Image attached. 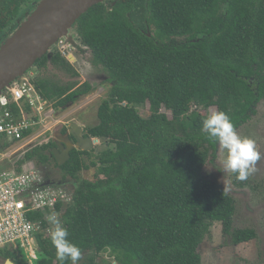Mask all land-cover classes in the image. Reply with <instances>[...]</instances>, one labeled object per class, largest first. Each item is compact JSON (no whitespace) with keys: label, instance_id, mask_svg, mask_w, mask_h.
<instances>
[{"label":"trees","instance_id":"16d2710c","mask_svg":"<svg viewBox=\"0 0 264 264\" xmlns=\"http://www.w3.org/2000/svg\"><path fill=\"white\" fill-rule=\"evenodd\" d=\"M39 1L0 0V45ZM108 2L92 6L74 29L89 49L82 52L112 82L98 109L99 123L88 128L110 145L90 164L84 156L94 151L81 149L56 163L47 153L53 141L25 154L40 165L54 161L75 179L73 201L61 220L81 248L78 264H99L105 251L118 264H202L199 246L217 222L234 244L254 239V229L234 228V197L203 172L217 157L218 143L202 132L208 114L199 109L227 112L236 128L257 114L264 100V0H151L148 30L135 22L137 3ZM49 63L79 75L56 48L36 65L44 69ZM34 82L56 110L95 88L86 81L76 88L75 82L48 78ZM145 104L147 116L138 110ZM13 109L20 112L17 105ZM90 165L95 178L81 179ZM38 240L42 256L34 264H60L50 234Z\"/></svg>","mask_w":264,"mask_h":264},{"label":"rangeland","instance_id":"374dc122","mask_svg":"<svg viewBox=\"0 0 264 264\" xmlns=\"http://www.w3.org/2000/svg\"><path fill=\"white\" fill-rule=\"evenodd\" d=\"M81 46V48L85 47L82 43ZM72 55L77 58V61H74L72 57H70V60L75 69L78 70L79 76L67 74L61 68L49 63L47 68L36 70L40 76L39 78L56 80L62 85L75 82L76 86L86 81L96 83L95 88L88 94L81 95L74 102L66 104L64 109L53 110L46 107L45 112H41L42 120L34 126L33 133L23 138L16 147L12 148L11 157L0 162V168L1 165L7 167V163H13L16 158L23 156L27 151L49 140H55L57 135L60 134L61 128L71 121L81 125L84 132L90 126L99 123L98 109L102 101L107 98L112 82L102 66H95L91 62V55L87 53L84 56L83 52L80 51H73ZM75 85L74 87H76ZM37 107H40V105L37 104ZM23 108H26V106L23 105ZM138 110L143 116L149 115V104L139 106ZM199 111L203 114H210V112L216 111V107L212 106L207 110L201 108ZM167 114L172 117L171 112L168 111ZM237 130L242 136L252 137L262 153V157H264V100L259 104L257 114L246 124L238 127ZM109 145L103 139L95 142L92 149L94 151L93 156H84L86 162L90 164L96 154ZM216 156L215 159H212L211 156V160L207 161L203 168L204 174L209 180L214 181L234 197L236 202L234 228H252L256 231L257 237L247 242L234 244L232 238L224 234L222 223H214L210 233L205 236L199 246L202 264H264V158L257 162L256 171L247 179L248 184L239 186L234 181V174L224 171L226 150L218 145ZM38 168H40L43 175L48 173L56 181L63 180L62 172L54 163L40 165ZM95 173L96 169L90 165L88 169L79 173V177L81 179H94ZM65 184L68 187H73V184L67 179ZM20 251L24 257L28 258V253L24 248H20ZM38 253L39 256H42L41 252ZM97 261L99 264H118L110 251L100 253Z\"/></svg>","mask_w":264,"mask_h":264},{"label":"built area","instance_id":"2783aa9c","mask_svg":"<svg viewBox=\"0 0 264 264\" xmlns=\"http://www.w3.org/2000/svg\"><path fill=\"white\" fill-rule=\"evenodd\" d=\"M64 39L60 38L58 43L63 44ZM66 49L65 45L61 51ZM14 105L20 112L15 113ZM23 105L26 108L22 109ZM28 106L33 110H28ZM46 107L47 101L37 93L29 75L17 79L11 89L3 90L0 94V162L11 157L12 148L25 138L27 130L39 123L35 116H41ZM16 162L19 163V158L0 168V249L24 248L28 258L34 260L40 249L39 234L51 233L47 216L55 212L61 218L64 207L73 201V188L63 183H47L45 175L32 162L29 167L27 163L18 167ZM59 202H62L61 210H57ZM38 211L43 217L33 216Z\"/></svg>","mask_w":264,"mask_h":264},{"label":"water","instance_id":"95a60500","mask_svg":"<svg viewBox=\"0 0 264 264\" xmlns=\"http://www.w3.org/2000/svg\"><path fill=\"white\" fill-rule=\"evenodd\" d=\"M105 1L40 0L0 45V94L4 89H11L17 79L34 69L36 62L49 54L60 38L68 36V41L75 44L73 36L70 35L75 22L92 6ZM70 57L76 60L75 57ZM70 126V134L77 139L79 149L91 151L95 142L100 140L83 136V128L76 122H72ZM62 139L64 142L53 148L59 164H63L70 157V151L75 147L66 136H62ZM7 264L14 262L8 260Z\"/></svg>","mask_w":264,"mask_h":264},{"label":"clouds","instance_id":"9594fccd","mask_svg":"<svg viewBox=\"0 0 264 264\" xmlns=\"http://www.w3.org/2000/svg\"><path fill=\"white\" fill-rule=\"evenodd\" d=\"M35 70V68L31 69L24 76L26 77L29 75L34 84V81L40 77L39 75L37 78L34 76L32 72ZM47 107L52 108L49 106L48 102ZM36 119L42 120V116L39 115ZM201 130L206 133L209 138L218 143L222 149L226 150L224 171L234 174L237 180L243 181L248 179L249 176L256 171L257 162L264 158L257 147L256 141L250 136H242L237 130L230 115L225 111L210 112V114L203 119ZM62 181L60 183H63ZM70 188H73L72 190L74 192L75 187ZM47 221L51 225V243L56 249V259L60 261V264H65L68 260L71 261V264H78L82 257V251L77 244L69 239V231L67 227L64 226V222L55 212L47 216ZM38 252H40V249ZM37 256L38 257L34 260L28 259L30 262H35L40 257L39 253H37Z\"/></svg>","mask_w":264,"mask_h":264},{"label":"flooded vegetation","instance_id":"af4514ba","mask_svg":"<svg viewBox=\"0 0 264 264\" xmlns=\"http://www.w3.org/2000/svg\"><path fill=\"white\" fill-rule=\"evenodd\" d=\"M109 1V0H108ZM108 1H105L106 2V4L107 3H109ZM128 2H133V3H137L138 4V6H137V8L135 9V14L137 15V17H136V19H135V22L136 23H139V25L143 28V30H148V29H151L152 28V23H150L149 21V19L147 18V13H148V11H149V3H150V1L151 0H127ZM114 2V1H113ZM115 3V2H114ZM113 3V4H114ZM70 35H72L73 36V39H74V41H75V44L74 43H72V42H70V41H68L69 39V37L67 36V37H65V39H64V42H63V44H56L52 49H57L58 51H60L61 53H62V55L64 56V57H66L70 62H71V60H70V56H73L72 54H73V51H76V52H82V49L83 48H81L82 46H81V40H80V38H79V35L77 34V32L75 31V29H74V27L72 28V30H71V32H70ZM69 35V36H70ZM186 36V35H185ZM67 46L68 47V49H66L65 50V52H62L61 51V49L63 48V46ZM82 45H84L83 43H82ZM70 46V47H69ZM85 46V45H84ZM86 50H87V47L85 46L84 47ZM52 49H51V52H52ZM87 54V52H83V55L85 56ZM74 57V56H73ZM76 61H77V58H76ZM72 63V62H71ZM73 64V63H72ZM35 69L36 70H38V67H37V65H36V67H35ZM33 71L32 73L34 74V76L37 78V76L39 75L38 74V72L37 71ZM78 71V70H77ZM66 72V71H65ZM79 73V72H78ZM67 74H70V73H68L67 72ZM79 76V75H78ZM72 77V76H71ZM108 77V76H107ZM109 78V77H108ZM84 83V82H83ZM82 84V83H81ZM94 84H96V83H93V86L95 87V85ZM77 86H79V85H77ZM76 86V87H77ZM75 87V88H76ZM263 101V100H262ZM261 101V102H262ZM260 102V103H261ZM259 103V104H260ZM259 106V105H258ZM258 109V108H257ZM72 122H74V121H71L70 123H68V124H66L64 127H62L61 128V132H60V134L59 135H57V137H56V139L55 140H49V141H53L54 143H55V145L52 147V153L50 152V151H48L47 153L50 155V156H52V158H54V160H55V162H56V158H55V156H54V151H53V148H56V147H58V144L59 143H63L64 141H63V139H62V136H66L67 138H68V140L69 141H71L72 142V144L75 146L71 151H70V157L64 162V163H66L70 158H71V152L74 150V149H79V148H77V139L72 135V134H70V128H71V123ZM69 133V135L67 136V134ZM82 135L83 136H85V137H87V136H90V137H92L90 134H89V132H88V130L86 129V132H84V128H83V132H82ZM48 141V142H49ZM45 143H47V142H45ZM44 144V143H43ZM32 150V149H31ZM82 150V149H81ZM27 153V152H26ZM25 153V154H26ZM25 154L23 155V156H21V157H19V163L18 162H16V165L19 167V166H24L26 163H27V166L29 167L30 165H29V162H32V163H34L35 164V166L36 165H38V166H40V164H38V161H39V158L37 159V157L36 158H32V159H25ZM36 160V161H35ZM54 161L53 162H48V163H45V164H42V165H50L51 163H54V165L56 166V163H58V162H56L55 163ZM63 163V164H64ZM59 164V163H58ZM60 165H62V164H60ZM61 172H62V178H63V184H65V180L67 179V181H70L71 182V184H73V187H75V179H73L71 176H64V172L58 167V166H56ZM45 178H46V181H47V183H49V182H55V183H60L61 181H56L54 178H52V176H50V174H48V173H46L45 174ZM238 185V184H237ZM244 186H246V185H244ZM3 251H5V252H7V253H9L11 256H6V255H4V254H2V253H0V262L1 263H5V264H7V261L8 260H11V261H13L14 262V264H34L35 262H30L29 261V259L28 258H26V257H24L23 255H22V252L20 251V250H10V248H4V249H2Z\"/></svg>","mask_w":264,"mask_h":264}]
</instances>
